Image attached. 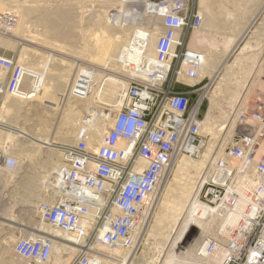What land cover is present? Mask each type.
<instances>
[{
  "label": "built area",
  "instance_id": "obj_1",
  "mask_svg": "<svg viewBox=\"0 0 264 264\" xmlns=\"http://www.w3.org/2000/svg\"><path fill=\"white\" fill-rule=\"evenodd\" d=\"M190 1L142 0L151 7L152 28L161 27L155 41L157 64L128 80L112 105L95 98L94 89L102 92L108 76L114 74L105 65L95 68L74 59L75 73L56 95L58 106L83 104L73 140L50 145L56 148L58 160L52 176L41 184L33 219L23 215L25 222H15L17 227L6 225L15 235L12 254L19 264H108V250L133 247L140 212L174 158L203 156L194 151L196 114H191L187 96L175 87L196 79L203 62V53L186 43L188 32L202 22L199 9ZM9 22L15 23L11 16ZM27 68L14 57L0 56V110L6 96L24 91ZM238 106L235 102L229 109ZM263 108L261 102L252 110V125L264 128ZM95 125L103 131L98 139L91 137ZM8 127L0 120V130ZM206 158L210 162L191 205L201 209L202 220L212 218L216 225L213 234L203 236L199 250H191L189 264H264V152L257 156L225 150ZM239 159H248L250 166L239 168ZM16 165V158L2 144L0 207L7 202L6 193L1 196L7 192L1 181L5 178L12 184L18 175ZM231 215L234 221L226 225ZM42 225L74 238L53 234ZM58 245L63 247L61 252L55 251Z\"/></svg>",
  "mask_w": 264,
  "mask_h": 264
},
{
  "label": "rangeland",
  "instance_id": "obj_2",
  "mask_svg": "<svg viewBox=\"0 0 264 264\" xmlns=\"http://www.w3.org/2000/svg\"><path fill=\"white\" fill-rule=\"evenodd\" d=\"M118 1L120 2V0ZM118 1H115V2H118ZM129 1L131 0H125L124 2H129ZM242 1H246V2L249 1V2L245 4V2H242ZM242 1L238 2V4L244 3L241 9L236 8L235 11H233L234 14L239 17L240 20L238 21L239 26L235 28V30L233 31L234 34L231 35L232 31L229 32V28H230L229 26L232 21L228 19L227 16L223 13L224 9L232 8L231 3L227 2L226 0H214L215 4L219 3L220 5H223L222 9L224 8L221 11V9L216 8L218 7L219 4L217 5L214 4V8L216 9L217 13L219 11L221 14L218 13L219 17H217V20H216L217 22L215 23V26L217 27L215 29L214 28L210 29L211 31H209L208 33L210 36V40L213 41L211 45L215 47V50L217 52H219L218 56L216 57L217 70L214 72V74L213 75L204 74L200 78V75L198 76V74H200L198 70L196 79L190 80L192 82H187V85H183V84L175 85L177 91L182 92L187 96L188 108L191 114H196L197 123H199V126L197 129L196 135H195L198 141L195 144L194 151H199L203 155L210 154V151L211 153H213V152H217V151L220 152V151H225V150H232L234 152H237L238 154L256 153L257 156H261L264 152V142L262 141V134H263L264 128L259 123L252 125L249 121V115L252 113V110H255L257 107L260 106L261 102H264V6H262L263 4L262 1L264 0H257V1L254 0V2H252V0L251 2L250 0H242ZM59 2L60 0H57V1L56 0H35V1L34 0H13L12 3H15V4H12L11 2L10 3L12 5H15L13 7V11L15 10V13H18V16H16L17 18L14 17V20L20 19L18 23V27H17V30L19 28L20 30L14 33L12 31H6L4 28H0V52L4 54H8L6 56L12 55L15 59L17 58L16 60L22 59L23 60L22 62L25 63L28 68L34 69L35 67H37L35 69L39 70L42 67V63L39 66H36L37 64H34L36 62V59L41 57L40 52L41 54L46 53L48 55L50 51H52L51 53L55 56L54 58L64 60L65 63L62 64L63 66L62 74L56 86L58 88L54 90L55 96L60 90H62L69 83L71 77L75 73L77 62H74V59H81V60L87 61L92 66H96L95 68L101 67L104 65L102 61H104L105 58L108 57V54L103 50V48L106 46L107 42L109 41L108 33L113 30L115 24L117 25L116 17L118 16V19L120 18L121 10L124 8L123 5L121 6V8H119L118 6H115L116 4L113 1L107 2V0H88V1L85 0L84 5L87 4L85 8L79 7L80 4L74 3V5L72 6H74L75 9H72V10H74V12L77 11L76 13H74V15L76 14L74 18L78 26L76 28L77 31L74 34L72 32L71 35H66V37L62 39L58 37L56 33L52 32L48 27L45 28L44 27L45 25L42 24L44 23L42 20V14L44 15V10H42V8L47 7V9L45 10H49V9L53 10L54 7H56V4L58 5V4L63 3V0H61V3ZM198 3H199L198 0H191L189 5L191 4L195 6L196 9L200 10ZM28 4L29 5L31 4V6H28ZM16 5H18V7H16ZM28 7L29 8L31 7L32 9L34 8L32 10L33 12L31 11L32 12L31 14V12L28 11V14L24 15L22 10L28 9ZM243 7L244 9H242ZM218 8H221V7L219 6ZM85 9L86 11H84ZM199 12H201V10ZM37 14H38L39 19H37L38 17H36ZM98 14H100L101 20L93 22V23L98 24V30L97 31L95 30L93 32L90 31L92 32L90 33L89 28L90 26H93V25H90L91 24L90 19L93 18L94 15L96 16ZM0 15H1V12H0ZM151 24H152L151 26H153L152 22ZM248 24H250L251 26ZM93 27H96V26H93ZM199 29H200V26L199 28H195L188 32L187 38H186L187 47H191L192 49L195 48V47L189 46L188 42L190 41L193 32ZM229 37L233 38L234 40L232 42L229 41L228 43H223L225 39ZM238 40H239V44L237 45ZM247 41L252 42L254 50L257 49L256 51L253 50L254 52H250V53L257 52V55H258L257 60L255 61L253 66H255V68L258 67L261 70V73H259L256 76L254 81H253L254 69L252 71H248L247 73H245L244 76H241L240 74L241 63L245 57L242 55L241 49ZM54 43L57 44V46L54 45ZM232 47L234 49H232ZM195 49L198 50V48H195ZM224 49L225 51L222 52ZM22 52H25V53H22ZM22 54L24 57L21 56ZM29 54H33L34 55L33 58L31 56L29 57ZM246 54H249V52H247ZM26 57L28 59H26ZM31 58L33 61L35 58V61L33 62ZM52 61L53 59L50 62H47L48 66H50ZM52 63H56V61L54 60ZM65 65H71L72 68L69 66L66 67ZM80 65H83V64L80 63ZM113 67H110V66L107 67V69L111 72V74H114L111 76H114L116 79H119L121 78L119 77L120 75L122 76L121 80L125 82H127L130 79L140 77V76H135V75H138L140 71H145L143 70L145 69V65L142 62L141 64H139V66L134 67V71H136L135 74L134 72L132 74H129V72L128 73L124 71L122 72L121 69L117 68V66H113ZM226 67H228L229 69H227ZM115 68L117 70H115ZM224 68L227 70H230L228 72V79H227L228 81H226V85H231L234 82V80L237 79V77L238 78L241 77L240 79H244L241 85V89L248 91V93L246 94L245 98L241 97L238 100L236 99L237 101L236 100L234 101V103L236 102V104L237 105L239 104V106L236 108V110L231 111L229 108L231 107L230 105H232L233 103L230 104L226 102L229 100L225 98L226 96V94H224L225 92L216 91L215 93L216 95L214 94L213 96L218 99L213 98V100L216 103L217 101L218 103H220L221 106L220 105L219 106L221 109L214 107V110L216 111V113L213 110L214 112L213 115H214V120H216V123H220V126L219 127L217 126L218 128L217 130L221 132L220 133L221 136L219 135V132L217 133L218 135L213 136L211 135L210 132L203 131L201 129L202 128L201 126H203L202 124L205 119V115H206L205 113H207L208 110L212 109V107L215 104V102L213 104L212 101H209L210 100L209 98L212 96L211 95L212 90L215 89L217 82L221 80V75H222V72L224 71ZM152 70H157V68H154ZM152 70H148L147 73L151 72ZM53 71L56 72V68H54ZM144 76L147 77L146 74ZM226 85H224L223 88ZM204 86L205 88H203ZM247 87L249 88L247 89ZM205 89H207L206 92H205ZM217 92L218 93L220 92V93L218 94ZM43 94L44 95H42V98H46V94L45 93ZM217 94L220 96H217ZM222 95H223V99L221 100ZM4 101L5 99L2 101L3 103H1V106L4 105ZM200 103L201 105L199 106ZM210 103H212L211 104L212 107L211 105H209ZM198 106H199V109H197ZM27 107L29 109H27ZM52 108L53 106L51 105L49 98H46L45 100L42 99L41 101H30L29 105L24 106L23 108H20V110L24 109V111L20 113H19L20 110L18 112H15V110H12V109L7 114L5 113L6 116H4V119L7 122H4L3 121L4 119L2 118H0V120L2 119L4 123H8L5 125L6 126L8 125L9 127H15L17 129L24 127V128H21L24 131H29L25 129L29 127L32 133L33 131L35 132V134L37 133L36 134L37 136L39 132L38 138L40 137L41 139H45V137H47L48 134L50 138L51 137L53 138L54 136L55 139L53 138V140L52 138L50 139L48 136V139L51 140L50 144L52 145L71 142L74 136L73 133H74V130H75L74 127L76 124L75 120L76 122L78 120L77 116L74 119H72V121L71 120L69 121L64 117L63 119L64 125L62 124L61 126L59 123L60 122L59 118L57 119V114L56 112H53ZM218 109L221 111H217ZM17 113H19V115ZM14 115L16 117H14ZM216 117H218L219 120ZM221 119H223V121L224 120L226 121L222 122ZM230 125H232V132L230 135L227 136L225 135L226 134L225 131L227 132L225 127H228V126L230 127ZM42 126L46 128H42ZM50 126H52V128ZM221 126H223V128ZM57 128H60L61 130L58 129L57 131ZM43 130L45 134L47 132L46 135H43L44 133ZM68 130L70 131V134L67 133L69 132ZM59 131L61 134L63 132H66V133H63L62 135H60ZM63 135H67V137L65 136L63 141H60L61 140L60 137ZM223 135L224 137L227 136L226 138H228L224 142H222V139H221L223 138ZM5 136L6 135H3V137ZM24 139H25L24 136H19V137L14 136L12 138L5 139L4 141L7 140V143L10 144L12 142L24 141ZM53 142H56V143H53ZM46 146L48 148L51 147L50 145H46ZM206 146L208 149H206ZM13 154L15 155V153ZM56 155L58 156V154ZM180 156L182 155L180 154L176 157H180ZM191 158L199 159V158H194V157H191ZM249 166H250V162L248 159H239L238 161L239 168H246ZM43 169H44L43 165L38 164L36 158L33 160L29 159V161L24 162L22 164L21 168L18 170V175L26 173V174L34 175L39 178L38 175L42 173V171L39 172V170H43ZM20 170H21V173H20ZM43 180H45V177L41 175L40 178L38 179V188L36 189V191L32 192L31 195H29V198H28L29 200L21 201L22 199L20 200V198H15V200L11 202V204L16 202V204L12 208H10L11 204L4 205V206L1 205L0 211L1 209L3 210L5 209L4 213L10 212L11 216L8 217V219L6 220L0 219L1 224H4L2 226L0 225V229L3 228L0 231V235H1L0 236V264H4L5 262H8L10 264H19L17 262V259H15V257L12 254V247H11V250L7 252L1 250L2 249L1 247L4 244V242H2L1 240H3V238L7 234L9 235L11 232L10 229L6 227V225L8 226L12 225L14 227H17L15 222H18V221L25 222V219L20 218L23 215L30 216V218L33 219V215H32L34 211L33 208L35 206L37 199L40 197L41 184ZM169 184H170V181H168V183L165 184V186H163L161 192L164 189H167V186ZM18 190H19V193L20 192L23 193L22 188L19 187ZM16 195L18 196V194ZM150 197L151 195L149 196V199ZM149 199H147L145 206L142 208L141 210L142 213L140 212L139 218H142L141 220L142 223L141 225L139 224L140 227L137 230L138 232L134 231L132 234V244H133L132 246L133 247L131 249L120 248L122 250H125V252L127 253L125 257L126 260L123 256V253H121V257L119 255H114L112 253H109L111 256V258L109 259V262L111 261L112 264H118V263L130 264V260L135 257L133 260V264H138V263L145 264V262L146 264H149V262L147 261L151 262L153 259L156 258V261L159 260L160 262L162 259H165V257L170 256L168 264H184V263L186 264L187 262L189 264L190 263L189 256H187L188 258L186 256L184 259L181 258V256L184 254L180 253V251L184 252L185 250H199L201 243L204 241V238H202V240L197 242L199 244H196L195 246H193V248L188 249V246L192 242L193 238H195L197 234L201 232L200 226L198 224L193 223L191 227L188 226L189 228L185 231L183 235L181 234L179 238L178 236L174 237L175 232H177L178 230V224L180 220V219H177V217L176 218L174 217V219L172 220V222H170V224L162 226V227H158L156 230L158 232L154 233L152 231L153 229L152 227H153V222H154V215L157 211V206L154 204L153 198L150 201L151 203L149 202ZM192 199H191V202H192ZM6 201L8 202V198L6 199ZM191 202H189L190 205H191ZM190 205H189L190 214L192 213L191 215L193 217H200L199 212H202L201 209L196 205L195 206L194 205L190 206ZM11 209L12 211H10ZM14 214L18 215L19 219H16L17 217L14 218ZM182 214H183V211L179 214V217H181ZM3 216L5 217V215ZM200 220H202V216ZM203 221L206 222L207 229L209 226V230L214 231V227L216 225L215 220L207 217L206 219H203ZM31 223L28 222V224H31ZM32 224H35V223H32ZM128 250H131V252H129ZM134 252L136 256L132 257ZM152 253L154 256L152 255ZM159 258H161V260Z\"/></svg>",
  "mask_w": 264,
  "mask_h": 264
},
{
  "label": "bare ground",
  "instance_id": "obj_3",
  "mask_svg": "<svg viewBox=\"0 0 264 264\" xmlns=\"http://www.w3.org/2000/svg\"><path fill=\"white\" fill-rule=\"evenodd\" d=\"M12 1L13 0H0V12H1L0 25L5 27L6 29L8 28V30L15 33L16 31L20 30V28L17 30L18 23H19L20 19H18V20L15 19L14 20V21H16L15 23L9 22L10 16H11V21H13L14 17L18 16V13H15V10L13 11V7L15 5H12V4H15V3H12ZM64 1L65 0H63V3H61V0H60L59 3H61V4H58V5L56 4V7H54L53 10L52 9L51 10L50 9L45 10V9H47V7L46 8L43 7L44 9L42 8V10H44V15H46V16H44L42 14V20L44 22L42 24L45 25L44 26L45 28L48 27L52 32L56 33L58 35V37H60L62 39H64L66 37V35H71L72 32L74 34L77 31L76 28L78 26H77L76 20L74 18L76 16V14L74 15V13H76L77 11L75 10L76 12H74V10H72V9H75L74 6H72V5H74V3H77V4H80L79 7H83V8H85L87 5L86 3H85L86 5H84L85 0H66L65 2ZM86 1H88V0H86ZM110 1H113L116 4L115 6H118L119 8H121V6L123 5L124 8L121 10L120 18L118 19V16L116 17L117 25L115 24L113 30L108 33L109 34V41L107 42L106 46L103 48V50L108 54V57H106L105 60L102 61L103 64L107 67L108 66H110V67L117 66V68L121 69L122 72L123 71L127 72V73L129 72V74H132L133 72L135 74L136 71H134V67L139 66V64H141V62L144 63L145 67H147V68L156 65L157 63L155 60V41H156L157 35L161 32V29H160L161 27L158 24V22H159V20H158L157 25L160 28H157V27L151 28V27H153V26H151L152 25L151 22L153 24L155 22L154 21L155 19H153V17L149 13V8H151V7L150 6L148 7L144 2H142V0H131L129 2H124L125 0L124 1L120 0V2L118 0H107V2H110ZM115 1H118V2H115ZM198 1H199V3H198L199 7L201 10L200 13L202 15V22H201L200 29L193 32L192 37L189 41V46L198 48V50H200L203 53L202 54L203 62L200 65V71H199L200 74H198V76L200 75V78H201L202 75H204V74L213 75L214 72L217 70V68H216V65H217L216 57L218 56L219 52H217L215 50V47H213L211 45L213 41L210 40V36L208 33H209V31H211L210 29H213V28L215 29L217 27V26H215V23L217 22L216 21L217 17H219L218 13H220V12L218 11V13H217L216 9L214 8V4H215L214 0H198ZM226 1L231 3V7H232L231 9H224L223 8L224 9L223 10L222 9L223 5H220L219 3H216L215 5L219 4L218 7L220 6L221 8H218V7H216V8L221 9V11L223 10V13L227 16V18L232 21L230 23V26H229L230 27L229 32L232 31L231 35H233L234 34L233 31L235 30V28H237L239 26L238 21L240 20L239 17L237 15H235L233 11H235L236 8L241 9V7L244 5V3L238 4V2L242 1V0H226ZM242 2H245V4H247V2H249V1H247V2L242 1ZM250 2H251V0H250ZM252 2H254V0H252ZM262 2H263L262 6H264V1H262ZM34 3H36V2H34ZM53 4H55V3H53ZM28 6H31V4L30 5L28 4ZM16 7H18V5H16ZM19 7H20V5H19ZM30 8L28 7V9L22 10L24 15L28 14V11L31 12L34 9V8L33 9L32 8L30 9ZM20 9H21V7H20ZM86 9L84 11H86ZM242 9H244V7ZM32 12H31V14H32ZM38 14H40V13H38ZM38 14L36 17H38ZM37 19H39V17ZM100 20H101L100 14H98L96 16L94 15V17L90 19V23H91L90 25H93L96 27L90 26L89 32L90 31L93 32L95 30L96 31L98 30V24L93 23V22L100 21ZM81 23H82V21H81ZM248 25H250V24H248ZM92 28H94V29H92ZM245 31H246V29H245ZM92 32H90V33H92ZM233 40H234L233 38L229 37V38H226L223 43H228L229 41L232 42ZM239 40H240V38H239ZM239 40L237 41V45L239 44ZM54 45L57 46V44H55V43H54ZM58 45H59V43H58ZM232 49H234V48L232 47ZM253 50L254 49H253L252 42L247 41L243 45L241 51H242V55L245 57L241 63L240 74H241V76H244L245 73H247L248 71H252L254 69V72H253V74H254L253 81H254L256 76L259 73H261V70H260V68H258V67L255 68V66H253L255 61L257 60V56H258L257 52L256 53H250V52L256 51L257 49H255L254 51ZM224 51H225V49L222 52H224ZM51 52L52 51H50V53L48 55L46 53L41 54V52H40L41 57L36 59L37 63L36 62L34 63V64H37L36 66H39L42 63V67L39 70L35 69L37 67H35L34 69L27 68L28 72H27V75L25 76V78L23 80V90L24 91L21 94H18L17 96H14V97L6 96V99L4 101V105L1 107V110H0V118L4 119V116H6V114L11 109L15 110V112H18L20 110V108H23L24 106L29 105L30 101H41L42 99L45 100L46 98L50 99L51 105L53 106V108H52L53 112H56L57 119L59 118V121H60L59 123L61 126H62V124L64 125V120H63L64 117L67 120L72 121V119H74L76 116H77V118L80 116L81 111L83 110L82 109L83 104H78L76 107H74L72 105H69L66 107L65 106H58V102L56 101V96H55L54 90L56 88H58L56 86H57V83L59 82L58 80L62 74V69H63L62 64L65 62H64V60L54 58L55 56ZM247 52H249V54H246ZM261 52H262V50H261ZM22 53H25V52H22ZM6 55H8V54H4V53L0 52V56L7 57V58L13 57L12 55L11 56H6ZM21 56H23V54ZM30 56L33 58L34 55L29 54V57ZM27 57H26V59L29 58V57L28 58ZM32 58H31V60H32ZM52 59H53V61L55 60L56 63H52L53 62L52 61L50 66H48L47 62H50ZM22 61H23L22 59H19V62H22ZM34 61H35V58H34ZM65 66L71 67V65H65ZM54 68H56V72L53 71ZM138 68H140V67H138ZM226 68L229 69L228 67H226ZM113 69H114V67H113ZM227 69L224 68V71L222 72V75H221V80L217 82L215 89L212 90V94H211L212 96L209 98L210 99L209 101H212L213 104L215 102L213 100V98H216L213 95L216 93V91L225 92L224 93V94H226L225 98H227L229 100L226 102H228L230 104L234 103V101L236 99L238 100L241 97L245 98L246 94L248 93V91L241 89V85L244 81V79H240L241 77H239V78L237 77V79H235L231 85H226V81H228L227 80L228 79V72L230 71ZM115 70H117V69L115 68ZM143 70H145V69H143ZM139 75H140V72L138 75H135V76H139ZM119 79H116L114 76H111V75H110V77L108 76L106 86L104 87L102 92L98 93L94 89V97L95 98L97 97L99 100L102 99L105 103L108 102V104L111 103V105H112L115 102V97H116L117 92L121 88H124L125 84H126V82L121 80V78H119ZM127 79H128V77H127ZM253 81H252V83H253ZM185 82L187 83V82H192V81L186 79ZM249 84H250V82H249ZM224 85H226V86L223 88ZM248 88L249 87H247V89ZM206 90L207 89H205V92H206ZM43 93L46 94V98H42V95H44ZM204 94H206V93H204ZM218 94H217V96H220ZM216 99H218V98H216ZM222 99H223V95H222L221 100ZM55 103H56V105H55ZM212 103H210L209 105H211ZM219 105H220V103H218V101H217V103L215 102L213 107L211 105L212 109L209 108L210 110H208V112L205 113L206 114L205 119L203 118L204 122H203V124L201 123L203 125V126H201L202 127L201 129L203 131L210 132L211 135H213V136L218 135L217 134L218 132H219V135L221 133L220 131L217 130L218 129L217 126L219 127L220 123H216V120H214V115H213L214 112L216 113V111L214 110V107L220 108L221 105L220 106ZM27 109H29V108L27 107ZM213 110H214V112H213ZM22 111H24V109H21L19 111V113ZM217 111H221V110L218 109ZM19 113H17V114L19 115ZM224 113H223V115H224ZM227 115H228V113H227ZM227 115H226V117H227ZM14 117H16V116L14 115ZM55 117H56V115H55ZM216 118L218 119V117H216ZM2 119H1V121H2ZM221 120H222V122L226 121V120L223 121V119H221ZM3 121L7 122L5 119ZM42 121H43V119H42ZM75 123H76V120H75ZM5 124H8V123H5ZM231 124H232V122H231ZM11 126H13V125H11ZM223 126H221V127L223 128ZM50 127L52 128V126H50ZM8 128L9 129L7 131L0 130V146L2 144H5L7 150H9V152L11 154L15 153V155L17 157L14 154L13 155L17 160L16 170H19L24 162L29 161V159L33 160L36 158L38 164L43 165V168H44L43 170H39V172L42 171V173H40V175H38L39 178L41 175L44 176L45 179L52 176L51 175L52 170L54 169V166L58 160V156L56 155L58 153H57V151H55L56 150L55 147L48 148L46 146V145H51L50 144L51 140L48 139L49 134L47 137H45V139H46L45 140V139H41L40 137L38 138L39 132H38V136H37L36 135L37 133L35 134L34 131L32 133L31 129H29V127L25 128V129L29 130L30 132L24 131L21 129L24 127H21L19 129H17L15 127H8ZM42 128H46V127L42 126ZM60 128H57V131ZM225 128L227 130V132L225 131V133H226L225 135H227V136L230 135L232 132V125H230V127L228 126ZM47 129H48V127H47ZM53 129H54V127H53ZM39 131H40V129H39ZM43 132H44V130H43ZM102 132H103L102 129L99 128L97 125H95L94 130L91 134V137L93 139H98V137L102 134ZM59 133H60V131H59ZM63 133H66V132H63ZM67 133L70 134V131ZM71 133H72V131H71ZM46 134H47V132H46ZM46 134H45V132L43 133V135H46ZM62 134L60 133V135H62ZM3 135H6V136L3 137ZM67 135H63L61 137L59 136L61 139V140L60 139L59 140L63 141L64 137L65 136L67 137ZM14 136H17V137L24 136L25 139H24V141L12 142L10 144L7 143V140L4 141L5 139H9V138H12ZM227 136L224 137V135H223V138H221L222 142H224L226 139H228V138H226ZM49 138H50V136H49ZM53 138L55 139L54 136H53ZM53 138H52V140H53ZM56 142H53V143H56ZM206 149H208L207 146H206ZM210 153H211V151H210ZM206 157H207V155L204 154L199 159H192L188 156H180V157L174 158L172 163L166 168L163 175L161 176L160 182H159L156 190L151 194L150 199L148 198L149 202L153 198L154 204L157 206V211L154 215V222H153V227H152L153 228L152 231L154 233L158 232V231H156L158 227H162V226L170 224V222H172L174 217L175 218L177 217V219H180L179 224H178V230H177V232H175L174 237L178 236V238H179L180 235L181 234L183 235L185 233V231L189 228L188 226L191 227L193 223L198 224L200 226L201 232L199 234H197V236L195 238H193L192 242L188 246V249L193 248V246H195L196 244H199L197 242L202 240L203 236L211 235L214 232L213 230H211V231L209 230V226L207 229L205 221L200 220L202 213L199 215L200 217H193L191 215L192 213L190 214V210H189V205H190L189 202H191V199L197 194V191H198L199 186L201 184V180L203 178L202 171L205 168V166L209 165V162H210L209 159H207ZM40 168H41V166H40ZM20 173H21V170H20ZM39 178L34 176V175L23 173V174L18 175L17 179L13 180L14 182H12V184H9V182L4 178L1 181V186H2V190L7 191V192L2 191L3 193L1 196L5 197V193H6L7 198H8V202H5L2 205L4 206V205L11 204V202L13 200H15V198H20V200L22 199L21 201L29 200L28 199L29 195H31L32 192L36 191V189L38 188V179ZM168 181H170V184L167 186V189H164L161 192L163 186H165V184H167ZM19 187L22 188V190H23V193L20 192L21 194L19 193V190H18ZM17 191H18V193H17ZM159 192H160V194H159ZM0 194H1V192H0ZM16 194H18V196ZM15 204H16V202L11 204L10 208H12ZM4 211H5V209L4 210L1 209L0 219L6 220V219H8V217L11 216V214H10V212L4 213ZM10 211H12V209ZM182 211H183V214L181 217H179V214ZM3 215H5V217ZM234 217H235V215H231L226 225L232 224L234 221ZM141 220H142V218L138 219L137 226L135 227V231H137L139 229V227L142 223ZM0 225L2 226L4 224H1V222H0ZM29 225H32V223ZM42 228H46L47 231H49L53 234H56V235H61L64 238H69V239L74 238V235L71 233H64V232H61L57 229L53 230V228L51 229L45 225H42ZM1 229H3V228H1ZM1 229H0V231H1ZM137 232H135V233H137ZM1 241L4 242V244L1 247L2 248L1 250L7 252V251L11 250L13 242L15 241V235L13 233H10L9 235L7 234L3 238V240H1ZM62 249H63V247L58 245L56 247L55 251L61 252ZM108 251H109V253H112L114 255H119L120 257H121V253H123L124 258L127 255L125 250H122L120 248H117V249L114 248V249H110ZM190 252H191V250H187L184 253V255L181 256V258L184 259L185 256L186 257L190 256L191 255ZM124 253H126V254H124ZM152 255H153V253H152ZM165 256H167V255H165ZM169 257L170 256L165 257V259H162V260H161V258H159L161 260L160 262H159V260L156 261V258L153 259L151 262L150 261H147V262H149V264L150 263H152V264H156V263L168 264ZM114 258H116V257H114ZM114 261H116V260H114ZM118 261H120V260H118ZM181 261H182V259H181ZM110 263H111V261L108 264H110ZM183 263H184V261H183ZM4 264H10V263L5 262ZM118 264H120V263H118ZM145 264H146V262H145ZM186 264H188V262Z\"/></svg>",
  "mask_w": 264,
  "mask_h": 264
}]
</instances>
